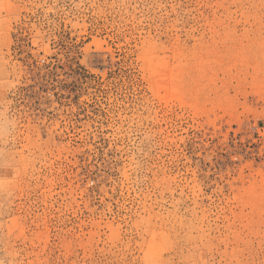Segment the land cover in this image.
<instances>
[{"label": "rangeland", "instance_id": "obj_1", "mask_svg": "<svg viewBox=\"0 0 264 264\" xmlns=\"http://www.w3.org/2000/svg\"><path fill=\"white\" fill-rule=\"evenodd\" d=\"M0 264H264V0H0Z\"/></svg>", "mask_w": 264, "mask_h": 264}]
</instances>
